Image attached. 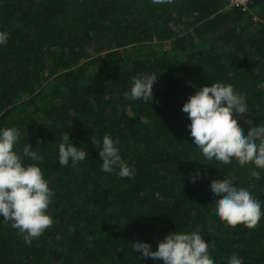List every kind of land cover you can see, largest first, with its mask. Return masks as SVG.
<instances>
[{
  "label": "trees",
  "instance_id": "obj_1",
  "mask_svg": "<svg viewBox=\"0 0 264 264\" xmlns=\"http://www.w3.org/2000/svg\"><path fill=\"white\" fill-rule=\"evenodd\" d=\"M229 0H0V127L44 157L38 163L55 195L54 218L31 245L0 217V264H163L132 247L174 231L199 230L214 264L233 253L264 264V217L227 226L215 215L213 180L247 188L264 206V171L204 159L181 109L199 87L231 84L249 113L245 134L264 124V0L249 10ZM154 73L152 103L125 98L133 76ZM191 85H195L192 87ZM118 142L132 179L101 171L105 135ZM88 158L59 164V145ZM25 163H32L25 160ZM205 164V165H204ZM199 172L195 183L190 175ZM264 210V208H262Z\"/></svg>",
  "mask_w": 264,
  "mask_h": 264
},
{
  "label": "clouds",
  "instance_id": "obj_2",
  "mask_svg": "<svg viewBox=\"0 0 264 264\" xmlns=\"http://www.w3.org/2000/svg\"><path fill=\"white\" fill-rule=\"evenodd\" d=\"M174 2L151 0L157 6ZM8 41L9 33L0 31V46ZM157 76L154 73L133 76L125 98L152 103ZM181 110L190 120L187 127L193 144L200 149L205 160L216 161L224 167L230 166L233 161L241 167L251 164L254 166L251 176L261 179V172L264 171V124L251 127L246 134L238 127L239 120L248 115L249 107L231 84L214 82L211 86L199 87ZM20 140L21 130L18 127H0V217L18 230L26 245H31L54 223L47 210L55 193L36 163L42 162L44 157L28 143L22 151H17ZM68 140L69 135L58 149L62 167L68 166L69 162L76 166L88 158V152L83 147L78 148ZM92 142L99 149L101 171L128 179L136 175L135 168L122 159L118 142L110 135L103 137L102 147L99 141L92 139ZM25 160L32 163H25ZM200 175L199 172L190 175L191 182L195 183ZM210 191L217 200L216 218L227 226L242 224L254 229L264 217V206L247 188L237 187L223 179L211 181ZM132 247L143 258H151L154 262L162 260L163 264H214L210 255L211 245L205 242L199 230L171 232L158 242L155 251L148 242L137 241L132 243ZM227 264H243V261L233 253Z\"/></svg>",
  "mask_w": 264,
  "mask_h": 264
},
{
  "label": "built area",
  "instance_id": "obj_3",
  "mask_svg": "<svg viewBox=\"0 0 264 264\" xmlns=\"http://www.w3.org/2000/svg\"><path fill=\"white\" fill-rule=\"evenodd\" d=\"M254 0H229V8L239 7L242 11L246 12L249 10V6Z\"/></svg>",
  "mask_w": 264,
  "mask_h": 264
}]
</instances>
